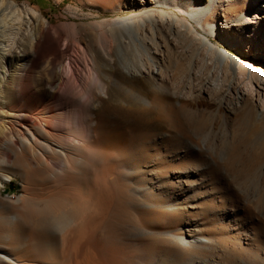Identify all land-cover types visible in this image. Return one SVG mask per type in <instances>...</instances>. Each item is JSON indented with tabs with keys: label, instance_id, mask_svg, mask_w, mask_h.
<instances>
[{
	"label": "bare ground",
	"instance_id": "obj_1",
	"mask_svg": "<svg viewBox=\"0 0 264 264\" xmlns=\"http://www.w3.org/2000/svg\"><path fill=\"white\" fill-rule=\"evenodd\" d=\"M126 1H139L140 4L145 5L144 0ZM148 1L175 10L149 11L140 19L132 17L128 22L125 20L129 24L125 28L130 32L128 47L134 49L137 65H133V73L128 74H123L118 68H112L118 78L125 80L126 87L131 85L133 87L141 80L146 84L143 86L140 83L128 98L114 96L116 98L102 101L98 94L105 85L102 76L108 78L111 71V68L101 71L103 65L106 67L107 43L99 39L96 50H88L80 42L66 46L65 50L61 49L62 37L52 25L38 18L35 9L24 6V10L20 11L12 5L11 0H0V68L3 69V60L6 62L9 55L7 47L21 30L20 25L31 21V17H37L39 22L36 33L30 31L27 33L26 46L32 52V62L37 63L40 60L43 50L51 54L49 63L52 68L50 67L48 71L49 80L46 84L47 95L50 97L48 102L40 106L35 102V92L30 84L31 62L24 59L25 54L29 52L27 49L18 52V61L22 63L19 66L15 64V73L11 76L13 82L8 88L6 87L7 90H0V97L8 101V104L3 106L12 111L8 114L10 119L7 120L10 126L0 127V147L9 153L7 160L13 156L15 166L18 164L25 169L26 180L32 181L34 186L27 188L29 193L33 194L30 198L37 200L26 199L16 213L15 223H10L7 217L0 218V242L5 243L11 250H16L21 246L23 234H26L25 239H30L37 233L42 234L49 243L48 257H44L39 264H61L55 255V244L59 246L65 264H131L124 262L123 257L129 258L122 240L126 241L130 236L142 235L141 233H145L142 232L145 225L133 224L123 232H119L120 228L117 225L118 235L113 234L110 228L108 237L100 236L96 228L92 227L94 220L100 219L103 212L109 208L115 207L117 212L142 204L144 195L140 198L132 196L131 186L136 180H142L140 172L137 171L145 166L140 167L139 162H135L132 165V172L129 171L131 167H128V170L121 175L126 185L118 189L117 181L111 178L110 173L118 166H127L128 160H125L122 154L118 155L120 159L117 160V155L107 150L108 145L102 140L103 131H100L102 124L110 125L119 132L126 128L134 131L145 129L142 127L143 124L139 123L141 120L144 121L142 116L139 117L142 118L141 120L129 119L123 113L121 109L123 103L132 101L133 106L140 108L147 102L163 103L169 96L175 99L177 111H182L186 104L182 107L179 99L187 96H183L180 90L187 87L189 93L193 90L204 92L220 115H228L233 109L232 105H236L238 107L236 114L242 118L243 125L240 124L243 126L242 135L247 136L257 131L264 133V65L246 64L239 56L229 53L231 47L238 48L239 51L241 49L252 51L254 54H260L262 49L264 53V21H260L264 15L259 16L254 8L257 2L262 0H206L203 4L199 0ZM111 2L117 4L115 7H123L126 4L124 1L122 5L120 0L114 2L110 0L109 4ZM243 7L248 10H241ZM183 12L186 15L181 17L180 14ZM213 18L214 21H211ZM118 28L120 31L122 27ZM118 33L117 30L110 28L107 37L119 41L121 33ZM211 37L219 38L223 46L214 43ZM183 39H188L190 42L187 43L189 44L186 46L187 51L181 49ZM160 43L161 64L158 65L157 70H154L153 59L155 57L157 60V58L151 54L158 52ZM151 48L153 53L149 52ZM71 49L76 52L77 59L65 58V51ZM185 52L189 54L186 60L183 59ZM181 60L184 62L182 63ZM124 68L129 71V67ZM81 70L84 73L81 74ZM144 71H146L145 75ZM13 96L16 102L21 98L25 100L22 108L18 109L11 105L9 97ZM108 102L113 104L107 106ZM111 111H114L115 115H110ZM204 119L194 122L193 126L202 133L207 124ZM13 124L18 127L14 128ZM125 132L121 130L119 137H123ZM242 135L240 133L241 138ZM259 139L261 140L262 137ZM262 140L258 141L259 144ZM96 147H98L96 157L101 163L100 171L110 172L104 179L105 186L100 185L99 175L92 171L91 176L86 177L84 186L80 187L71 174L78 160L76 158L78 149ZM141 156L139 157L145 165L151 164L154 168L160 163L158 160H161L164 154L156 152L153 156H149L145 152ZM139 157H136L137 160H140ZM4 163L6 164L7 161ZM154 176L159 179L161 175L154 173ZM41 201L44 205L38 207L37 204ZM146 227L152 231L147 234L149 239H156L155 236L161 233L158 224ZM168 240L169 242L166 243L163 239V244L155 246L161 250L160 253H152L138 264H193L195 255L201 261L207 256H215L217 261L224 264H234L236 261H239V264L240 262L264 264V246L261 242L259 244V241L258 244L254 242L255 246L250 250L243 251L241 248L237 250V247H228L222 240L215 241L212 248L209 246L201 249L199 245L194 244L187 246L186 250L178 244L184 241L182 236L179 242L172 238ZM14 257L19 260L16 255Z\"/></svg>",
	"mask_w": 264,
	"mask_h": 264
},
{
	"label": "rangeland",
	"instance_id": "obj_2",
	"mask_svg": "<svg viewBox=\"0 0 264 264\" xmlns=\"http://www.w3.org/2000/svg\"><path fill=\"white\" fill-rule=\"evenodd\" d=\"M11 1L12 5L16 6L20 11L24 10V6L35 9L38 12L39 19L52 25L62 37L60 41L61 49L65 50L66 46L80 42L88 50H96L98 49L99 39H102L105 44L107 43L106 67L103 65L101 71H106V68H111V71L109 72V77H106L107 79L104 75L102 76L105 85L98 93L102 101L116 98L114 96L128 98L140 83L143 86L146 84V82L141 80L133 87L132 85L126 87L124 84L125 80L118 78L116 71L112 69L118 68L123 74H128L129 72L133 73L134 66L137 65V55L134 49L128 47V35L130 32L125 27L129 25L127 23L129 18L140 19L144 16V13L149 11L162 10L168 12L175 10L171 7L150 3L148 0H144L145 5L140 4L139 1L127 2L126 0H120L122 5L124 1L126 2L123 7H115L117 4H112V2L109 4L110 0ZM199 1L203 4L206 0ZM263 4L264 0L258 1L254 7L255 12L259 16L264 15ZM241 10L246 11L248 8L243 7ZM185 15L186 13L184 12L180 14L181 17ZM24 20L27 21L26 18ZM211 21H214V18ZM260 21H264V18H261ZM121 23L126 25L123 26ZM38 24L37 17H31V21L22 23L20 25V31L22 32L19 31L11 44L8 45L9 55L6 62L3 60V69L0 68V90H7L11 85L10 83L13 82L11 76L15 73V64L17 63L19 66L22 63L18 61V52L24 49L28 50L26 46L27 33L29 31L36 33ZM118 27H122L120 31ZM110 28L117 30L118 34L121 33L119 41L107 37ZM121 31L123 33L126 32L123 34ZM211 39L214 43L223 46L219 38L211 37ZM187 43H190L188 39H183L182 47L185 49L181 47L183 51L188 50L186 46L189 44ZM161 49L162 45L160 43L158 52L151 54V56H156L157 58V60L155 57L153 59L155 62L153 65L155 67L154 70H157L158 65L161 64ZM260 51V54H254L252 51H245V49L239 51L235 47L229 48L230 54L239 56L246 64L264 65V53H262V49ZM149 52L153 53V49H149ZM186 53L188 52L183 54L184 60L189 55ZM31 54V51L27 52L24 59L31 62L30 67L32 69L29 68L32 70H30V84L35 92V102L40 106L50 100L47 95L46 84L47 80H49L48 71L52 68L49 63L51 58L49 55L51 54L47 50L41 51L40 60H37V63L32 62ZM65 58L77 59V54L73 49L67 50L65 51ZM181 62L183 63L184 61L181 60ZM124 67H129V71ZM79 69H81L80 66ZM82 73H84L83 70H81ZM143 74L145 75L146 71ZM178 89L181 88L178 87ZM187 90V87H183L180 90L183 96H187L179 99L181 106L186 104V108L182 106L184 107L182 111H177L175 99L169 96L165 99L166 101L161 102L162 104L152 103V105L143 101L145 105H141L140 108L133 106L132 101L123 103L121 109L129 119L142 116L144 121L139 118L141 120L139 123L143 124L142 127L145 129L140 128V132L127 128L125 130L121 129L124 132L126 131V134L124 133L123 137H119L121 130L119 132L110 125L104 126L102 124L100 126V131H103L102 140L108 145L107 150L117 155V160L120 159L118 155L122 154L123 158L128 160L127 166L121 165L116 167L111 173L109 171L102 173L100 171L101 163L96 157L98 147L78 149V156L76 157L78 160L71 174L80 187L84 186L86 177L91 176L90 173L94 171L99 175L101 186H105L104 179L110 173L111 178H115V181H117L119 189L126 185L121 175L128 170V167H131L129 168V171H131L135 162H139L140 167L142 165L145 166L140 171H137L140 172L142 180H136L131 186L132 196L140 198L144 195L141 200L142 204L136 207L130 206L123 211L117 210V212L115 207L109 208L106 212H103L100 219L94 220L92 224V227L96 228L97 233L104 237L110 235V228L113 234L118 235L117 225L120 228L119 232L126 231L133 224L136 226L139 224L145 225L142 229V232L145 233H141L142 235L137 237L130 236L128 240H122L125 253L130 259L123 257L125 263L138 264L143 262L152 253L161 252L155 246L163 244V239L166 243L171 238L179 242L181 236L184 241L178 244L185 250L187 246L194 244L199 245L201 249L211 247L217 240L219 242L221 240L224 241L222 243L227 244L228 247H237V250L241 248L243 251L250 250L255 244H258V241L259 244L261 242L264 246V147H262L264 146V140H262L264 136H260L264 135V133L261 134L260 131H257L247 136H245L246 134L242 135L243 123L241 122V116L236 114L238 110L236 105H232L233 109L228 115H220L216 111L215 106L209 102L210 99H207L204 92L201 91L202 93H199L197 90H193L189 93ZM14 96L9 97L11 105L18 109L22 108L25 100L21 98L20 101L16 102L14 101ZM5 104H8V101L0 97V127L10 126L7 120L10 119L8 114H11L10 112L12 111L3 106ZM107 104L112 105L113 103L108 102ZM190 105L193 106L190 107ZM110 113L112 116L115 115L114 111ZM189 119L192 125L189 123ZM203 119L207 123L203 132L205 135L193 127L194 122L196 123ZM12 126L14 128L18 127L14 124ZM137 132L138 134H136ZM238 132L241 133L242 138ZM257 137L258 139L262 137L263 145L262 142L259 144L261 140H258ZM145 152L149 156H153L156 152H160L164 156L161 160H158L160 163L152 168L151 164L145 165L140 158ZM8 155L9 153L0 147V218L2 216L7 217L6 219H9L10 223H15L17 221L16 213L21 209L26 199L37 200L30 198L33 194L29 193L27 188H31L33 185L32 181L26 180L25 169L18 164L15 166L12 155L7 160ZM136 157H139L140 160H137ZM6 161L11 167L9 164L4 163ZM196 163H199V165ZM154 173L161 175L159 179L155 178ZM163 176L164 178H162ZM166 192H169V194H166ZM66 197L69 198V196ZM43 205V201L37 204L38 207ZM156 224L160 227L161 233L155 236L156 239L147 238V234L152 231H149V227L146 226ZM23 236L24 239L21 242V246L16 250H11L5 243L0 242V264H39V261L44 257H48L49 243L42 234L37 233L30 239H25L26 234H23ZM159 238L162 239L159 240ZM54 251L61 264H65L57 244H55ZM193 259V264H224V262L217 261L215 256H207L206 259L201 261L195 255ZM237 263L239 264V261L234 264ZM240 263L244 264L243 262Z\"/></svg>",
	"mask_w": 264,
	"mask_h": 264
}]
</instances>
